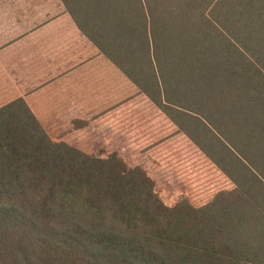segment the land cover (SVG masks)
Masks as SVG:
<instances>
[{
  "label": "trees",
  "instance_id": "16d2710c",
  "mask_svg": "<svg viewBox=\"0 0 264 264\" xmlns=\"http://www.w3.org/2000/svg\"><path fill=\"white\" fill-rule=\"evenodd\" d=\"M62 2L170 135L118 119L114 148L96 121L53 137L24 99L0 107V264H264V0Z\"/></svg>",
  "mask_w": 264,
  "mask_h": 264
},
{
  "label": "crops",
  "instance_id": "0c3cea01",
  "mask_svg": "<svg viewBox=\"0 0 264 264\" xmlns=\"http://www.w3.org/2000/svg\"><path fill=\"white\" fill-rule=\"evenodd\" d=\"M118 85L133 90L118 97ZM132 92L140 94L62 0H0V107L22 98L45 128L115 126L122 118L112 109Z\"/></svg>",
  "mask_w": 264,
  "mask_h": 264
},
{
  "label": "rangeland",
  "instance_id": "374dc122",
  "mask_svg": "<svg viewBox=\"0 0 264 264\" xmlns=\"http://www.w3.org/2000/svg\"><path fill=\"white\" fill-rule=\"evenodd\" d=\"M121 86V85H120ZM118 85V97L120 95H126V93L133 90L132 86L130 90H127L126 88H120ZM222 91V89L217 88ZM127 90V92H126ZM133 93V92H132ZM118 113V117L128 119L135 117L137 115L144 116H150L149 119V125H150V131L152 133H158L161 137H168L170 135V127L171 122L168 116V113H166V116L162 115L161 112L158 110H155L153 108V105H150L147 101V96L144 94L139 93H133L130 96H128L127 99H125L123 102H119L118 106L112 109L113 112ZM184 109L182 112H174L176 115V118L180 121V124L182 126H189L191 125V121L187 119L186 114L184 113ZM47 131L53 136L57 137L60 134L68 131L67 128L60 127V126H46ZM99 128H102L99 130L101 134H104L107 140L111 143L112 147L116 148L118 147V133L114 131H110L108 129H105V127L99 126ZM71 130V129H69ZM108 130V131H107ZM126 151H129L128 149H125ZM136 154L131 152L130 158H126L131 163L138 164L141 160L138 156V159H134V156ZM148 169H151V172H153V176L156 177L158 180V191L161 194L162 198L166 200L167 202H174L179 197H181L182 193H185V190L183 186L177 182V180H174V176L171 174H163L162 173V164L158 161L149 160L147 163H145Z\"/></svg>",
  "mask_w": 264,
  "mask_h": 264
}]
</instances>
